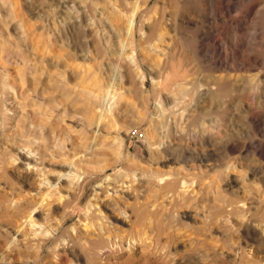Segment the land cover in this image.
<instances>
[{"label":"rangeland","instance_id":"374dc122","mask_svg":"<svg viewBox=\"0 0 264 264\" xmlns=\"http://www.w3.org/2000/svg\"><path fill=\"white\" fill-rule=\"evenodd\" d=\"M263 74L264 0H0V213L28 204L23 163L91 176L64 246L28 229L0 264H264Z\"/></svg>","mask_w":264,"mask_h":264},{"label":"bare ground","instance_id":"6f19581e","mask_svg":"<svg viewBox=\"0 0 264 264\" xmlns=\"http://www.w3.org/2000/svg\"><path fill=\"white\" fill-rule=\"evenodd\" d=\"M138 8V7H137ZM156 9V8H155ZM165 12V11H164ZM159 14V13H158ZM166 13H163V15H165ZM257 14V13H256ZM167 15V14H166ZM133 16L134 15H132V17L131 18H133ZM160 16H161V14H160ZM168 16H170V15H168ZM175 17V16H174ZM137 18V17H136ZM171 18V17H170ZM151 19V18H150ZM164 19V18H163ZM162 19V20H163ZM173 19L174 18H172V19H170V20H172L173 21ZM132 20V19H131ZM134 20V19H133ZM135 21V20H134ZM151 21H156V20H153V18H152V20ZM161 21V20H160ZM164 21H166V20H164ZM172 21H169L170 23H173ZM234 21V20H233ZM232 21V22H233ZM239 21V20H238ZM157 22V21H156ZM161 22H163V21H161ZM176 22H178V20L176 21ZM134 23V22H133ZM185 23V22H184ZM234 23V22H233ZM130 24H131V22H130ZM152 24V23H151ZM177 24V23H176ZM236 24H237V22H236ZM236 24H235V26H236ZM239 24V23H238ZM133 25V24H132ZM240 25V24H239ZM135 25H133V27H134ZM172 26V25H171ZM133 27H132V29H133ZM129 29H130V25H129ZM151 30V29H150ZM153 30V29H152ZM154 30H156V29H154ZM170 30V29H169ZM135 31V30H134ZM153 32V31H152ZM152 32H151V34H152ZM168 33V32H167ZM154 34H157V31H156V33H154ZM158 35V34H157ZM168 35V34H167ZM162 36V35H161ZM158 37V36H157ZM152 38V37H151ZM153 40H155V39H153ZM160 41H161V39H159ZM159 40H158V42H159ZM152 41V40H151ZM156 41H157V39H156ZM156 43V42H155ZM155 46H157V45H155ZM155 48V47H154ZM154 50H156V48L154 49ZM158 50V49H157ZM157 52V51H156ZM161 59V58H160ZM134 61H135V59H134ZM138 60H136V62H137ZM135 63V62H134ZM255 63H243L242 64V66L241 67H243L244 69H246V71H251L252 69H254L255 68V66L256 65H254ZM188 75V74H187ZM190 75V74H189ZM264 75V74H263ZM262 75V76H263ZM191 77H193V75L191 74ZM251 77V76H250ZM186 78H188V77H186ZM253 78H255L254 80L256 81L257 80V83L258 82H261V73H255V75H253ZM264 79V78H263ZM251 80H252V78H251ZM254 81V82H255ZM182 83L181 84H192V85H197L196 83H195V81H193V79H190V80H184V81H181ZM263 82V81H262ZM231 84V83H230ZM261 83H258V87H260L261 85H260ZM186 85V86H187ZM189 86V85H188ZM187 86V87H188ZM255 86V85H254ZM186 87V88H187ZM212 87V86H211ZM213 88V87H212ZM182 89V88H181ZM214 89V88H213ZM2 95V94H1ZM184 98V97H183ZM181 101V100H180ZM176 102V101H175ZM174 107V106H173ZM100 119V118H99ZM96 125H98V124H96ZM95 131V130H94ZM96 132V131H95ZM93 135V134H92ZM95 136V135H94ZM96 136H97V134H96ZM95 136V137H96ZM93 137V136H92ZM97 138V137H96ZM95 141V140H94ZM22 149V148H21ZM25 149V148H24ZM28 149H30V148H28ZM91 149V148H90ZM32 149H30V151H31ZM23 151V150H22ZM37 153V151L35 152V154ZM41 153H42V151H41ZM29 154H32L31 152H29ZM38 155V153L36 154V156ZM51 154L49 153L48 154V156H50ZM33 156V155H32ZM35 156V155H34ZM41 156V155H40ZM42 156H43V153H42ZM46 156V155H45ZM25 157V156H24ZM29 157V156H28ZM52 157V155L50 156V158ZM31 158V157H30ZM43 158V157H42ZM82 158V157H81ZM32 160V159H31ZM35 160V159H34ZM33 160V161H34ZM43 160V159H42ZM68 161V160H67ZM28 162V161H27ZM70 162V161H69ZM69 162H68V164H69ZM76 162H78L77 160H76ZM81 163V162H80ZM86 163V162H85ZM23 164H25V165H27L28 167H27V169H28V171L30 170V173L31 174H33L35 177H34V179H33V181H32V183H30V185H32V187H33V191L35 192H30V191H28V192H26L27 190H25V192H24V195H25V197H26V200L25 201H27L26 202V204L28 203H30L29 205L27 204V206L26 207H24L23 208V210H17L18 212H16L15 214L13 213V214H9L8 212V214L7 215H5V214H2V213H0V227H1V229L2 228H4L5 229V227H3V224L5 223H7V224H9L10 222H16L17 223V226H16V229H14L13 230V232L11 231V233L12 234H10V236H9V238L7 239V240H5L4 239V237H3V239L5 240V242H1L0 241V249L3 251V252H5L6 250H9V249H11L12 247H13V243H15V242H17L16 240H18V242H19V240H22V241H29L28 240V238H31V236H32V239L33 240H36L37 242H36V244L38 245V246H36V247H38L39 249H37V252H38V250L39 251H43L45 248L46 249H51V248H56V247H59L60 245H63L64 246V243H62V241L60 240L61 239V234H62V232H63V228H64V225L66 224V220L68 219V218H70L71 216H74V215H79V219H83V217L84 218H87L86 216L88 215V213H89V207L88 206H84V205H82V204H80V197L83 195V192H84V190H85V186H86V183L88 182L87 180L89 179V177H91V176H89V177H84V179L82 180V181H80V179L78 180V181H76V179L75 178H77V175L75 176L73 173H75L74 171H73V173H71L69 170H66V171H69V172H64V171H62V173L61 172H59V174H58V172L56 173L55 172V175L56 174H58V177L57 178H55L56 180H51V179H49V178H53V177H51V176H53V175H51V176H49V178H48V176H45L46 174L47 175H49L47 172H45L46 170H40L38 167H35V166H31V163L30 162H28V163H23ZM66 164V163H65ZM68 164H67V166H68ZM71 164H73V163H71ZM81 164H83V161H82V163ZM75 165V167L77 166V163L76 164H74ZM1 166V165H0ZM66 166V167H67ZM73 166V165H72ZM87 166V165H86ZM2 167V166H1ZM5 167V166H4ZM7 167V166H6ZM69 167V166H68ZM75 167H73V168H75ZM83 167V166H82ZM79 168H80V166H79ZM84 168H86V167H84ZM8 169V168H7ZM26 169V170H27ZM51 169V168H50ZM77 169V168H76ZM25 170V171H26ZM74 170V169H73ZM19 171H21V170H19ZM59 171V170H58ZM54 172V171H53ZM53 172H51V173H53ZM79 172V171H78ZM80 172H82L81 170H80ZM7 174V173H6ZM29 174V173H28ZM28 174H27V176H28ZM84 174V173H83ZM83 174H80L81 176L83 175ZM85 174H88V171L86 170V173ZM23 175V174H22ZM21 175V176H22ZM30 175V174H29ZM5 176V175H4ZM88 176V175H87ZM162 176V175H161ZM10 177H12V176H10ZM93 177V176H92ZM32 178V177H31ZM9 179V178H8ZM54 179V178H53ZM60 179H62V181H68L67 183L69 184L70 183V185L71 186H69L70 187V191H72L73 192V195H70V196H64L62 193H61V186H63V185H61V183H59L58 181L60 180ZM20 180H21V178H20ZM161 180V179H160ZM6 181V180H5ZM9 181H11V179H9ZM13 181V180H12ZM22 181H23V179H22ZM26 181V180H25ZM159 181V180H158ZM7 182V181H6ZM29 182V181H28ZM173 182V181H172ZM22 183V182H21ZM67 183H65V184H67ZM158 183V182H157ZM160 183V182H159ZM63 184V183H62ZM64 184V187L66 186ZM163 184V183H162ZM175 184V183H174ZM4 185H6V183L4 184ZM8 185V184H7ZM12 185V184H11ZM10 184H9V186H8V192H10V191H13L15 188L13 187V185L11 186ZM21 185H23V184H21ZM21 185H19L20 187H21ZM176 185V184H175ZM19 186H18V183H17V188H19ZM111 186V185H110ZM159 186V185H158ZM1 187V186H0ZM24 187V186H23ZM23 187H22V189H23ZM101 187V186H100ZM106 187V186H105ZM171 187H172V183H165L164 185H163V189L165 188L166 190H169V189H171ZM173 187H174V185H173ZM30 188H31V186H30ZM29 188V189H30ZM102 188V187H101ZM1 189V188H0ZM20 189V188H19ZM62 189H63V187H62ZM68 190H69V188H67ZM7 190V189H6ZM67 190V191H68ZM105 190V189H104ZM16 191V190H15ZM106 191V190H105ZM71 192V193H72ZM103 192V191H102ZM2 193V192H1ZM15 193V192H14ZM67 193H69V192H67ZM66 193V194H67ZM78 193V194H77ZM171 193V192H170ZM70 194V193H69ZM102 194V193H101ZM2 194H0V205H2L1 204V202H3V201H1V199H3V197L1 196ZM15 195H17L16 193H15ZM8 196V195H7ZM20 196V195H19ZM18 195L16 196V198H17V200L18 201H20V199H18V197H19ZM23 196V195H22ZM96 196V195H95ZM12 197H13V195H12ZM98 197V196H97ZM15 198V196L13 197V199ZM21 199L23 198V197H20ZM53 198H56V200L55 201H58L57 203H59V204H53ZM100 199V198H99ZM32 201L33 202V204H31V202L30 201ZM15 201H16V199H15ZM14 202V201H13ZM17 203V202H16ZM21 203V202H20ZM54 203H56V202H54ZM15 204V203H14ZM238 204V203H237ZM20 205V204H19ZM240 205H242V204H240ZM9 206H11V205H9ZM23 206V205H22ZM21 206V207H22ZM25 206V205H24ZM4 207V206H3ZM5 207H6V205H5ZM4 207V209H7L8 207H6L5 208ZM20 207V208H21ZM47 207V208H46ZM91 207V206H90ZM95 207V206H94ZM231 207V206H230ZM238 207V206H237ZM2 208V207H1ZM11 208H13V206L11 207ZM19 208V207H18ZM19 208V209H20ZM14 210H11V211H16L15 209L16 208H13ZM22 209V208H21ZM41 209H43L42 211H44V209L46 210H48V214H46V215H50V216H52V218H53V215L55 214H53L52 215V213L53 212H55V211H57V209H60L61 210V212H62V217L60 218V221L58 222V225L57 226H54V227H51V228H48V229H46V228H43L44 227V224H43V222H40L37 218H35V214H38L37 212H39L40 213V211H41ZM232 209V208H231ZM60 210H59V213L58 214H60L61 212H60ZM1 211V210H0ZM7 211V210H6ZM20 211V212H19ZM94 212H96V211H94ZM43 213V212H42ZM44 213H46L45 211H44ZM97 214V213H96ZM95 214V215H96ZM56 215V214H55ZM60 216V215H59ZM7 217L9 218V219H7ZM18 217H20L19 218V220L21 221H19L17 218ZM55 217V216H54ZM57 217V216H56ZM94 217V216H93ZM40 218V217H39ZM49 218V217H48ZM48 218H46L47 220H49ZM54 219V218H53ZM53 219H51L50 221H52ZM58 219V218H57ZM78 219V220H79ZM92 219V218H91ZM10 220V221H9ZM85 220H87V219H84V220H82L83 222L85 221ZM49 221V222H50ZM56 221V220H55ZM81 221V220H80ZM79 221V222H80ZM81 221V222H82ZM93 221V220H92ZM48 222V223H49ZM56 223V222H55ZM54 223V225H56ZM84 224H86V222H84ZM49 225H51V223H49ZM83 225V224H82ZM77 226V225H76ZM74 227V226H73ZM72 228V227H71ZM101 228H103L102 226H101ZM13 229V228H12ZM28 229H30L31 230V236L28 234ZM76 229V228H75ZM98 229V228H97ZM3 230V229H2ZM67 230V229H66ZM72 231H73V229H71ZM79 230V229H78ZM78 230L76 231L75 230V234H73L74 235V237H79V233H78ZM6 231H7V229H6ZM71 231V232H72ZM102 231V230H101ZM0 232H1V230H0ZM8 232V231H7ZM68 232V231H67ZM88 232V231H87ZM109 232V231H108ZM65 234V233H64ZM63 234V235H64ZM81 234V233H80ZM86 234V233H85ZM72 235V236H73ZM76 235V236H75ZM107 235V234H106ZM108 236V235H107ZM63 237V236H62ZM66 237V236H65ZM109 237V236H108ZM2 238V237H1ZM0 238V239H1ZM64 238V237H63ZM83 238V237H82ZM82 238H80L79 237V239H82ZM91 238V237H90ZM94 238V237H93ZM103 239V238H102ZM112 239V238H111ZM64 240V239H63ZM66 240L68 241V239L66 238ZM73 241V240H72ZM79 241V240H78ZM98 241V240H97ZM96 241V242H97ZM108 241V240H107ZM111 241V240H110ZM30 242V241H29ZM88 242V241H87ZM93 242H94V240H93ZM102 242H104V241H102ZM67 243V242H66ZM72 243V242H71ZM70 243V244H71ZM88 243H90V242H88ZM23 244H25V243H23ZM69 244V245H70ZM84 244H85V242H84ZM91 244H92V242H91ZM90 244V245H91ZM103 244V243H102ZM76 245V244H75ZM98 245V244H97ZM96 245V246H97ZM19 246V245H18ZM25 246V245H24ZM29 246H30V244H29ZM63 246H62V248H63ZM66 246V245H65ZM81 246V245H80ZM95 246V247H96ZM103 246V245H102ZM31 247V246H30ZM93 247V246H92ZM91 247V248H92ZM98 247V246H97ZM97 247L96 248H94L95 250L97 249ZM27 248V247H26ZM35 248V247H34ZM67 248V247H66ZM69 248V247H68ZM67 248V249H68ZM92 248V249H93ZM102 248V247H101ZM36 250V249H35ZM59 250V249H58ZM61 250V249H60ZM65 249H63V252H64V254H65V251H64ZM99 250V249H98ZM102 250V249H101ZM34 251V250H33ZM12 252V251H11ZM59 252V251H58ZM61 252V251H60ZM59 252V253H60ZM54 253H55V251H54ZM53 253V254H54ZM57 253V252H56ZM62 254V253H61ZM96 254V253H95ZM6 255V254H5ZM39 255V254H38ZM60 256H63V255H60ZM37 257V256H36ZM59 258V257H58ZM0 259H2L1 257H0ZM40 259H42V258H40ZM95 259V258H94ZM6 261V260H5Z\"/></svg>","mask_w":264,"mask_h":264}]
</instances>
